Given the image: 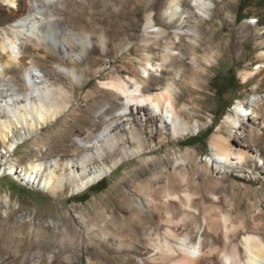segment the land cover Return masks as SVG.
<instances>
[{"label":"bare ground","instance_id":"obj_1","mask_svg":"<svg viewBox=\"0 0 264 264\" xmlns=\"http://www.w3.org/2000/svg\"><path fill=\"white\" fill-rule=\"evenodd\" d=\"M37 1L43 4L47 2ZM114 1L120 2L121 8L114 14L117 19H108L113 14L105 17L111 24L107 27L102 25L104 20L97 11L93 10L92 15L84 19L86 7L78 6V0H65L67 8L51 6L53 11L66 15V18L58 19L61 28L57 35L59 51L82 53L91 64L82 71L99 76L103 89L88 94V107L82 122L91 125V131L101 124L102 130L97 134L89 133L85 142H73V152L59 159L47 161L39 155L28 158L23 163L24 175L18 171L17 163H0V175L10 171L11 175L26 181L28 185L44 179L43 188L50 190L56 197L64 195L67 189L68 196H73L112 174L124 160L153 152V142H146L144 134L153 135L150 127L158 119L165 128V132L160 128V133H167L161 135V141L183 137L206 127V121L194 116L196 108L185 102L181 104L180 100L200 86L205 66L216 61V53H209L206 50L207 43L203 45L198 38L201 23L209 18L214 0H138L135 6L127 7L126 0ZM35 2L0 0V25H5L0 34V141L8 151H13L35 129H47L54 120L60 121L65 112L70 111L73 99L78 100L73 90L85 84L77 79L78 62L74 54L68 55L67 64L74 67L67 72V81L58 72L55 75L45 73L37 76L25 62L21 53L59 58L45 44L44 35L38 29L36 23L43 18L38 15V3ZM70 4H75V7H69ZM137 4L146 10L143 34L141 38L137 37L140 48L145 52L139 63L143 72L137 70L134 64L131 67L123 65L108 73L104 72L107 63L92 68L100 61L94 56L97 53L117 59L126 50H131L135 40L126 45L117 39V35L135 39V35L129 33L134 30L130 11ZM25 26L31 27L38 39L24 32L29 40L19 41L18 29ZM259 45L264 47V40ZM17 46L23 51L15 52ZM176 49H179L180 54L175 52ZM184 49H188L187 57L194 66L182 59ZM154 50L159 53L152 54ZM261 56L264 58V51ZM31 63L37 65L35 60ZM262 67L264 64H260L259 69ZM168 71L175 77H164L163 74ZM191 73L192 76H189ZM112 99L122 101L121 110H113L114 106L111 105L100 113V121L95 122L94 111L104 101L110 102ZM190 100L191 103L197 101L194 97ZM233 109L235 114L227 116V123L241 129L246 128L252 119L262 116L263 107L258 101L255 104L239 101ZM248 109L252 110L251 118ZM240 118L241 123H238ZM65 124H68L67 121ZM74 124L63 126L61 134L53 133L52 144L44 152H51L55 148L63 150L64 141L71 137ZM17 128H23V133H16ZM253 133L261 136L256 130ZM236 139L237 136H226L220 131L214 133L211 140L214 157L230 167L243 168L258 163V150L248 143H236ZM128 143H131L132 148L127 146ZM155 162L139 166L131 172L133 182L147 176L144 183L140 180L135 182L134 191L139 194V198L135 199L124 191L123 184L129 183L126 178L117 185L114 195L95 201L93 208L84 213V222L93 224V229H89L96 236L102 233L108 236L98 239L102 245L107 241H117L115 249L124 251L128 257L138 256L141 260L139 264H264V209L260 208L259 202L248 201L249 207H254L253 211L247 210L248 206L242 209L239 204L234 209L225 210L221 204L204 202V208L200 211L196 208L199 199L190 192L187 170H175L177 183L183 188L178 194L169 180L164 186H156L162 181L161 172L148 177ZM2 165L5 166L2 168ZM33 174L36 176L34 179ZM142 203L146 204V210L142 208ZM116 210H120L122 215L115 214ZM153 210L159 214L157 225H153L151 218ZM16 212V209H11L6 219L10 220ZM108 212L111 218L106 215ZM198 216H201L205 229L200 233L201 228L198 227L199 231L195 234L191 226L197 224L195 219ZM8 227L0 222L4 232L8 231ZM95 250L98 261L93 264H105L100 260L104 251L98 245ZM123 264L137 263L130 258Z\"/></svg>","mask_w":264,"mask_h":264},{"label":"rangeland","instance_id":"obj_2","mask_svg":"<svg viewBox=\"0 0 264 264\" xmlns=\"http://www.w3.org/2000/svg\"><path fill=\"white\" fill-rule=\"evenodd\" d=\"M135 2L139 3L138 0H126V7L135 6ZM35 3H38L36 6L38 15L43 18L42 21L36 23L38 29L44 35L45 44L59 58L21 53L25 62L37 76L45 73L55 75V72H58L67 81V72L74 67L67 64V60L70 54H74L78 62L77 79L85 82V84L80 89L73 90L74 94L78 96V100L73 99L71 109L65 112L63 119L54 120L52 125L48 124L47 129H35L31 135L18 143L13 151H8L5 144L0 141V163L9 161L17 163L19 165L18 171L22 175L25 173L23 163L28 158L39 155L45 157L47 161L59 159L61 156H66V153L73 152V142H85L89 138V133L97 134L102 130L101 124H98L91 131L89 129L91 125L87 126L82 122L84 111L88 107V94L103 89L99 76L82 71L91 65L85 60V55L82 53L59 51L57 35L60 34L61 28L58 19L66 18V15L63 16L53 11L51 6L67 8L68 5L65 0H47L46 4L36 0ZM77 4L86 7L87 13L83 14L84 19L90 17L93 10L94 12L97 11L98 16L104 20L102 25L105 24L106 27L111 24L105 17L113 14V17L108 19H117L114 14L118 13L121 8L120 2L114 0H78ZM24 5L28 6L26 2ZM69 7H75V4H70ZM130 12L134 30L129 33H133L135 39L126 38V35L121 34L117 35V39H121L126 45L135 40L131 50H126L124 55L117 59L110 55L103 56L97 53L94 56L100 58V61L92 68L107 63L108 67L104 72L108 73L114 72L123 65L131 67L134 64L137 70L143 72L139 63L145 52L140 48L138 38H141V34H143L146 10L137 4L136 8ZM19 21L22 22V20ZM4 28L5 25H0V34ZM30 28L19 27V41L26 42L29 40L24 32L38 39ZM111 28L113 29L112 26ZM198 38L203 45L207 43L206 50L209 53H216V61L211 65H204L206 71L203 75L201 74V84L197 87V91L188 92L180 100V103L185 102L190 106L193 105L192 107L196 108L194 116L206 121V127L183 137L161 141V135H167V133H160L161 129L165 132V128L158 119L150 127L153 135L144 134L146 142L150 144L153 142L151 145L153 152L124 160L112 174L105 176L87 190L73 196H68L69 191L67 189L64 195L56 197L50 190L43 188L44 179L34 185H28L26 181L11 175L10 171L2 173L0 175V212L2 215L0 222L8 225L9 229L4 232L0 228V264H93L98 261L95 255L97 245L99 249L104 251L100 260L105 264H123L130 258L137 264L141 263L138 256L128 257L124 251L118 252L115 249L118 244L117 241H107L105 245H102L98 239L100 237L108 238V236L104 233L96 236L94 231L89 229L93 227V224L84 222V213L93 208L95 201H102L114 195L117 185L126 178L129 179V183L123 184L124 191L135 199L139 198V194L134 191L137 185L135 182L140 180L144 183L147 176L133 182L134 177L131 172L139 166L148 165L155 161V165L150 168L148 177L153 176L156 172H161L162 181L156 186H164L168 184L169 180L178 194L183 188L177 183L175 170L177 168L187 170L190 176V192L193 197L199 199L196 208L200 211L204 208V202L221 204L225 210L234 209L235 205L239 204L242 205V209L248 206L246 209L253 211L254 207H249V200L250 202L256 200L259 202L260 208L264 209V67L259 69L260 64H264V58L261 56L264 47L259 45L264 40V0H214L209 18L201 23L200 37ZM19 50L23 51L17 46L15 52H19ZM175 52L180 54L179 49H176ZM182 52L184 62L194 66L192 60L187 57L189 56L188 49H184ZM157 53L159 51L154 50L152 54ZM32 60L37 62L36 66L31 63ZM163 75L167 78L172 75L175 77L169 71ZM189 76H192V73ZM192 97L195 98V101L197 100L196 103H191ZM106 101L94 111V118L97 123L100 121V113L111 105L114 106L113 110L118 111L123 107L120 100ZM239 101L252 104L258 101L263 107L262 116L256 120L252 119L246 128L241 129L231 127L227 123V116L235 114L233 108ZM251 111L248 109L250 118L252 117ZM66 121L68 124H65ZM240 121L241 118L238 123H241ZM71 123H75L74 128L71 137L64 141V149L55 148L51 152H44L45 148L52 144L51 136L53 133L61 134L63 128ZM17 130L16 133L20 134L24 131L23 128H17ZM253 130L261 133L260 138L253 133ZM217 131L226 136H237L236 143H248L256 151L258 150V163L250 167L240 168L227 166L217 160L214 157L211 144L212 137ZM46 142L47 144H45ZM127 146L132 148L131 143H128ZM4 166L2 165V168ZM35 177L33 174L32 179ZM141 206L143 209H147L146 204L142 203ZM11 209H16L17 212L10 220H7L6 217ZM115 212V214L122 215L120 210ZM106 215L111 218L110 212ZM151 218L153 225H157L160 220L158 211L153 210ZM196 221L197 224L191 226L195 234L198 233L199 228H201L200 233L205 229L201 216H198ZM23 224L26 227L22 226Z\"/></svg>","mask_w":264,"mask_h":264}]
</instances>
